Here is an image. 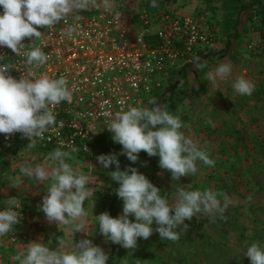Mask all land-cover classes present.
I'll list each match as a JSON object with an SVG mask.
<instances>
[{"label": "rangeland", "instance_id": "1", "mask_svg": "<svg viewBox=\"0 0 264 264\" xmlns=\"http://www.w3.org/2000/svg\"><path fill=\"white\" fill-rule=\"evenodd\" d=\"M148 1L132 0V4L126 7L125 20L133 25L128 28L132 40L138 29L137 12L147 10ZM165 1L171 2L173 12L178 16L202 18L205 27L212 30L214 41L209 47L195 49L190 56L178 54L174 59L165 60L162 69L155 70L145 81L148 91L141 95L138 107L150 109L153 100L159 105L167 102L173 87L174 95L167 110L184 122L186 135L215 163L208 166L198 161L195 175L173 181L171 173L159 167L158 157L157 177L151 183L160 189L172 206L176 203V185L187 190H211L222 203L225 200L230 203L222 215L198 214L186 221L188 227L177 229L181 234L175 241L162 240L154 223L153 234L147 240L139 238L134 249L123 248L120 264H250L246 249L253 243L264 246V39H261L264 25L260 12L264 0H259V4L241 15L237 36L230 40L228 47L223 33H233L232 23L225 19V11L219 3H211V8L206 5V0H157V3L161 5ZM243 1L250 3V0ZM154 33L155 30L143 32L145 52L159 51V41ZM197 57L206 65L198 71L193 63ZM222 63L232 65V76L213 86L207 72ZM238 77L255 85L252 95L240 96L233 90L232 84ZM112 136L96 130L93 141L100 137L118 145ZM11 146L8 155L0 161V197L6 183L9 187L39 189L45 197L50 181L29 180L22 177L20 169L36 165L47 167V158L55 149L23 141ZM69 154L66 162L78 173L89 176V187L94 190V195L83 203L87 213L83 239L92 240L93 245L107 254L106 240L99 232L95 217L111 212L109 198L113 192V180L110 173L116 167L104 168L93 150L88 154ZM118 159L121 165L124 157L118 156ZM0 205L8 207L1 202ZM15 207L23 211L22 222L26 210L21 205ZM121 213L122 210L116 217ZM130 219L134 220V217ZM30 234L32 241H37L43 239L44 231L31 224ZM12 235L25 239L8 243L6 239ZM73 235L77 237L75 230ZM50 239L54 241V235L44 237L46 242ZM30 243L28 237L20 233L8 232L0 236V264H20L9 251L15 245L22 248Z\"/></svg>", "mask_w": 264, "mask_h": 264}, {"label": "clouds", "instance_id": "2", "mask_svg": "<svg viewBox=\"0 0 264 264\" xmlns=\"http://www.w3.org/2000/svg\"><path fill=\"white\" fill-rule=\"evenodd\" d=\"M89 0H0V47H7L16 54L24 47L25 38L38 39L42 36L38 27L53 29L63 21L64 32L69 38L75 31L78 15L86 10ZM150 6L156 8L157 0H150ZM48 56L42 48L35 47L27 53L26 64L29 66L27 76L17 80L8 75L7 64H0V134L20 133L29 138L43 139L44 133L56 123L52 108L62 102H71L72 92L66 79H57L47 75H36V70L43 67ZM3 57H0L2 60ZM194 67L200 70L206 67L194 58ZM230 63L219 64L207 72V78L215 86L218 81H225L232 76ZM233 90L240 96L252 95L255 85L238 77L232 84ZM153 107L143 108L129 105L127 110L117 112L107 125L113 133L112 140L121 147L119 155H125L135 164L141 151L148 156L159 157V167L171 173L173 181L183 176L195 175L197 162L214 166L207 152L186 135L184 122L169 112L155 100ZM63 144V142H61ZM69 152L56 149L48 160V166H26L20 169L22 177L36 182L50 181L47 195L43 198L41 211L49 222L74 224L75 232H84V217L87 213L83 207L86 199L93 196L89 187L90 178L77 172L69 163ZM97 161L104 167L115 165L111 179L118 183L116 195L122 201V213L112 217L105 212L96 216L99 232L113 244L126 249H134L137 240H147L155 231L162 240L179 239L177 229L187 228L186 221L195 215L223 214L230 201L223 203L211 190H187L176 185V203L172 206L161 195V191L135 167L120 170L118 154H102ZM15 198L8 200L10 207L0 211V236L12 230L19 222L20 213L15 210ZM130 217H134L130 219ZM60 246L64 242L59 241ZM250 264H264V246L251 244L245 252ZM20 264H107L108 255L92 240L82 239L74 244L71 251L50 250L41 243H30L23 254Z\"/></svg>", "mask_w": 264, "mask_h": 264}, {"label": "built area", "instance_id": "3", "mask_svg": "<svg viewBox=\"0 0 264 264\" xmlns=\"http://www.w3.org/2000/svg\"><path fill=\"white\" fill-rule=\"evenodd\" d=\"M131 1L89 0L88 8L78 13L81 19L74 22L71 38L65 35L62 21L50 30L38 27L42 36L25 38L18 54L0 47V64H7V74L17 80L27 76V53L35 47L42 48L49 58L36 75L52 79L63 76L72 92L71 102L52 108L56 123L43 139L34 138L31 142L20 133L0 134V155L17 141L72 154L91 153L95 131L113 134L107 125L122 109L139 106L141 95L148 91L145 81L155 70L162 69L165 60L178 54L190 56L195 49L213 44L212 30L205 27L202 18L178 16L169 1L155 9L139 10L138 29L134 40L130 39L128 28L133 25L125 20V12ZM151 30H155L159 41L157 53L143 50V32ZM8 208L0 205V211ZM15 210L20 213L21 222L23 211L18 207ZM21 239L25 238L12 235L6 241L14 244Z\"/></svg>", "mask_w": 264, "mask_h": 264}, {"label": "trees", "instance_id": "4", "mask_svg": "<svg viewBox=\"0 0 264 264\" xmlns=\"http://www.w3.org/2000/svg\"><path fill=\"white\" fill-rule=\"evenodd\" d=\"M205 3L208 6V8H211L210 7L211 3H219L221 9L225 11V19L227 20V22L231 21L232 23L231 30L233 31V33H230V31H224L223 33L227 40L226 46L228 47L230 40L237 36V33H238L237 28L239 25L241 15L245 11L251 9L253 6H256L257 4H259V0H250V3H244L243 0H206ZM157 4L158 6L160 5L159 3ZM146 7L148 9H155L150 6V0L148 1V4L146 5ZM260 12H261V23L262 25H264V5L262 6ZM256 13L259 14V12H256ZM261 39H264V33L261 35ZM173 95H174L173 87H171L169 100L167 102H161V105L163 107H166V109L168 108V105L171 101V97ZM13 144L14 143L10 144L7 147V149L3 151V153L0 155V161L8 155L9 150L12 147L11 145ZM121 147L122 146L120 145L114 146L111 144L109 140H104L103 138H100V137L96 138L91 144V149L95 152L97 156L102 155V154H113V153L118 154V156H123L124 159L120 165V170H124L127 167H135L136 169H138L140 173L144 174L150 180V182L156 179L158 156L150 157L147 155V153L141 151L139 153L138 161L135 164H132L125 155H119L121 151ZM1 175L2 173L0 171V176ZM0 187H1V183H0ZM111 187L113 188V192H112L111 197L109 198L110 200L109 210L111 211L109 214L115 218L119 214L120 210H122L123 203L118 198L115 192V189L119 187L118 183L113 181V183L111 184ZM1 200L2 199L0 197V202ZM105 240H106V244H107L106 247L108 251L107 264H120L123 251H124L123 247L118 244H113L111 241H108L106 238Z\"/></svg>", "mask_w": 264, "mask_h": 264}, {"label": "crops", "instance_id": "5", "mask_svg": "<svg viewBox=\"0 0 264 264\" xmlns=\"http://www.w3.org/2000/svg\"><path fill=\"white\" fill-rule=\"evenodd\" d=\"M11 198L17 199L16 205H21L26 210V218L21 223L14 225L9 233H20L26 235L31 243H41L45 246H48L50 250L56 249L63 252L71 251L74 247V244L83 239V232H77V237L76 235H73V230L75 227L74 224L58 225L57 222H49L47 220L45 214L40 210L44 197L39 189L32 190L30 187L24 188L17 185L9 187V184L6 183L1 190V203L4 206L10 207V205L8 204V200ZM84 221L86 223L85 218ZM31 224H36L39 229L41 227L42 231H44L43 239L40 238L37 241H32V237L30 234ZM70 230L72 232L71 234ZM53 235L55 239L54 241L53 239H50L49 242H46V240H44L45 236ZM61 240L64 242V246L59 245V241ZM28 247L29 244L27 246H23L22 248L16 247L15 245L12 247L14 249H11L9 253L13 254L14 258L20 257L22 259L23 254L26 252ZM18 261L20 262V260Z\"/></svg>", "mask_w": 264, "mask_h": 264}]
</instances>
